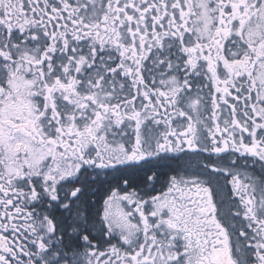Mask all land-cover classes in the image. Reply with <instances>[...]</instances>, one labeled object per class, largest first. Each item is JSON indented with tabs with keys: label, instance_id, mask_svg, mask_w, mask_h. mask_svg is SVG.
Segmentation results:
<instances>
[{
	"label": "snow or ice",
	"instance_id": "obj_1",
	"mask_svg": "<svg viewBox=\"0 0 264 264\" xmlns=\"http://www.w3.org/2000/svg\"><path fill=\"white\" fill-rule=\"evenodd\" d=\"M0 264H264V0H0Z\"/></svg>",
	"mask_w": 264,
	"mask_h": 264
}]
</instances>
